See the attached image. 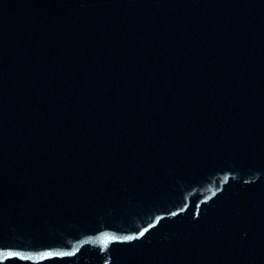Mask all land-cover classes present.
I'll list each match as a JSON object with an SVG mask.
<instances>
[{
    "label": "water",
    "instance_id": "95a60500",
    "mask_svg": "<svg viewBox=\"0 0 264 264\" xmlns=\"http://www.w3.org/2000/svg\"><path fill=\"white\" fill-rule=\"evenodd\" d=\"M0 264H264V0H0Z\"/></svg>",
    "mask_w": 264,
    "mask_h": 264
}]
</instances>
